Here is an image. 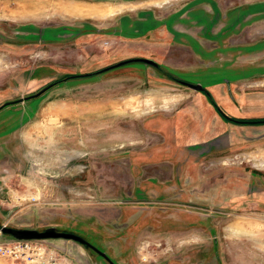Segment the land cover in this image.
Returning <instances> with one entry per match:
<instances>
[{"label":"rangeland","instance_id":"obj_1","mask_svg":"<svg viewBox=\"0 0 264 264\" xmlns=\"http://www.w3.org/2000/svg\"><path fill=\"white\" fill-rule=\"evenodd\" d=\"M233 10L238 30L201 37ZM133 57L156 65L60 81ZM18 98L0 108V224L75 233L114 264H264V125L211 104L264 112V0H0V105Z\"/></svg>","mask_w":264,"mask_h":264},{"label":"flooded vegetation","instance_id":"obj_2","mask_svg":"<svg viewBox=\"0 0 264 264\" xmlns=\"http://www.w3.org/2000/svg\"><path fill=\"white\" fill-rule=\"evenodd\" d=\"M241 14H242V12L241 11H237V10H233V11L227 12V14L225 15V17L227 18V22L223 23V25H221L218 28L217 32H214V33L212 32V28L214 27V24L216 23L215 22V18L216 17L215 16H213L212 18H208L207 17V19L203 18L204 20L202 22L199 21L200 22L199 27H200V30H201V33H200L201 37L204 40H212L215 44L217 43V45H218V43H222L223 40L226 38L224 36L225 33H226L225 30L236 31L241 26V24H242L241 23ZM254 14L255 13H252L250 15L252 16ZM196 22H198V21H196ZM227 24H229V26L226 29L225 26ZM188 39L190 40V44L191 45H193V46H199L198 37L190 34V35H188ZM135 58H143V57L127 58V59L118 61L116 63H113V64H110V65L104 66L102 68H99V69H97V70H95V71H93L91 73H84V74H78L77 76L64 77V78L60 79V81H66L68 78H72V77L79 78V77L96 76V75H98L100 73L109 71V70H111L113 68H116V67H120V66H123V65H126V64H130V63L141 62V61H134V60H132V59H135ZM151 65H156V62H154ZM177 81L180 82L182 80L181 79H177ZM55 83L56 82H52V83H50L47 86L50 87V86H52ZM201 91H203L207 95V97L210 98L211 95H210V93L207 90H205L203 88V90H201ZM30 98H34L33 94L32 95H29V96H26L23 99H26L27 100V99H30ZM253 100L255 101V100H257V98H254ZM10 101H14V100H10ZM6 102H8V101H6ZM14 103H16V102H14ZM211 104L215 107V109L217 110V112L220 114L221 117H223L224 119H226V120H228L230 122H233V123H236V124H244V125H264V112L256 113L255 114L256 116L254 115L255 117H252V118H242L241 119V118L233 117L230 114L226 113L225 111L222 112L221 109H217V104L215 102H213V100H211ZM222 205H224V206L227 205L228 206V205H231V203H227V204L226 203H222ZM217 209H219V210H221V209L222 210H225L226 208H219L218 207ZM109 264H110V262H109Z\"/></svg>","mask_w":264,"mask_h":264},{"label":"built area","instance_id":"obj_3","mask_svg":"<svg viewBox=\"0 0 264 264\" xmlns=\"http://www.w3.org/2000/svg\"><path fill=\"white\" fill-rule=\"evenodd\" d=\"M46 240L14 239L0 232V258L13 264H65L62 252Z\"/></svg>","mask_w":264,"mask_h":264},{"label":"water","instance_id":"obj_4","mask_svg":"<svg viewBox=\"0 0 264 264\" xmlns=\"http://www.w3.org/2000/svg\"><path fill=\"white\" fill-rule=\"evenodd\" d=\"M134 61H141L143 63H149L153 64L154 61L148 58H135L132 59ZM130 61V60H129ZM181 84L187 86L188 88H191L195 91H201L203 90V87L199 83H190L186 81H180ZM49 88V86H46L42 88L40 91L37 93L33 94L34 97L38 96L41 94L44 90ZM22 101V98L16 99L14 101H8L0 105V108H2L5 105L12 104L14 102H20ZM0 232L3 235H6L8 237L14 238V239H66V240H73L75 242H78L82 244L83 246L87 248H92L96 253L104 257L107 261L110 262V264H114L109 260V258L106 256V254L99 249H97L95 246H93L90 242L85 240L83 237L72 233V232H67V231H58L54 227H47L42 231L36 230V229H28V228H23V229H18V228H12L7 225L0 224Z\"/></svg>","mask_w":264,"mask_h":264},{"label":"crops","instance_id":"obj_5","mask_svg":"<svg viewBox=\"0 0 264 264\" xmlns=\"http://www.w3.org/2000/svg\"><path fill=\"white\" fill-rule=\"evenodd\" d=\"M25 9H27V12L31 13V15H35L34 13H39L38 10H35L32 7L30 8V6L27 7V8H25ZM25 12H26V10H25ZM173 125H174V123H173ZM174 128H175V131L176 132H172V134H171L172 142L170 143V151H172V147H175V144L176 143L173 142L174 140H183V139H186L187 138L186 133L182 134L183 133V131H182V129H183L182 128V125H179V124L174 125ZM175 133H176V135H175Z\"/></svg>","mask_w":264,"mask_h":264}]
</instances>
